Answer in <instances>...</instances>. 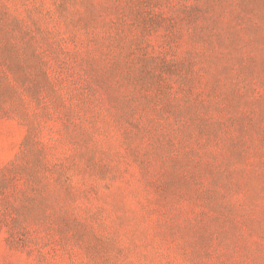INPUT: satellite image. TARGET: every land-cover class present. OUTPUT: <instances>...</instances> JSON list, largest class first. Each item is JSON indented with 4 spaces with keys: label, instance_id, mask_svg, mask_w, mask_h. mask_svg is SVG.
I'll return each instance as SVG.
<instances>
[{
    "label": "rangeland",
    "instance_id": "obj_1",
    "mask_svg": "<svg viewBox=\"0 0 264 264\" xmlns=\"http://www.w3.org/2000/svg\"><path fill=\"white\" fill-rule=\"evenodd\" d=\"M0 264H264V0H0Z\"/></svg>",
    "mask_w": 264,
    "mask_h": 264
}]
</instances>
